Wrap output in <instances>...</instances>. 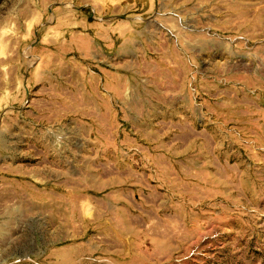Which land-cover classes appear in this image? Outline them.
Masks as SVG:
<instances>
[{"label": "rangeland", "instance_id": "rangeland-1", "mask_svg": "<svg viewBox=\"0 0 264 264\" xmlns=\"http://www.w3.org/2000/svg\"><path fill=\"white\" fill-rule=\"evenodd\" d=\"M0 264H264V0H0Z\"/></svg>", "mask_w": 264, "mask_h": 264}]
</instances>
